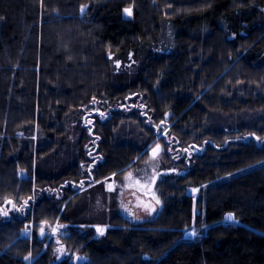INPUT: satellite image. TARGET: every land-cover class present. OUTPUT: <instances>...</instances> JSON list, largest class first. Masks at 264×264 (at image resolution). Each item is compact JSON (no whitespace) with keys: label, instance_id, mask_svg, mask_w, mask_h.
Returning <instances> with one entry per match:
<instances>
[{"label":"trees","instance_id":"obj_1","mask_svg":"<svg viewBox=\"0 0 264 264\" xmlns=\"http://www.w3.org/2000/svg\"><path fill=\"white\" fill-rule=\"evenodd\" d=\"M168 28L171 48L153 52ZM131 59L134 79L117 84L115 61ZM98 104L110 117L87 125ZM233 116L251 124L212 126ZM127 124L140 137L121 134ZM157 139L154 218L134 225L113 210L102 236L66 228L72 255L61 261L56 239L22 236L29 223L97 225L72 219L74 203L145 161ZM70 146L71 164L50 174ZM30 254L34 264H76L75 254L80 264H264V0H0V264Z\"/></svg>","mask_w":264,"mask_h":264},{"label":"rangeland","instance_id":"obj_2","mask_svg":"<svg viewBox=\"0 0 264 264\" xmlns=\"http://www.w3.org/2000/svg\"><path fill=\"white\" fill-rule=\"evenodd\" d=\"M129 10L131 14L125 11L126 18H130L132 16V11L131 9ZM167 27H169V24L167 25ZM171 34V30L168 28L167 34L165 36L166 38L163 36V39H161L160 43L157 46H153V52L164 53L165 51L169 50L171 48ZM114 65V75L116 80L115 82L117 84H127L134 79L135 74L139 70L140 62H137L133 59L128 62L116 60ZM105 111L106 110L99 106V104L95 105L91 111L87 112L89 119H86V124L91 125L92 123H94L96 117H98L99 121L108 119L110 117V113L108 111ZM95 115L98 116L95 117ZM214 119L215 123L212 120L210 121L212 124L214 123L212 126L220 124L221 127L223 125L222 128L224 129L234 128L235 130H237L241 125L251 124L252 121L250 120V118H247L245 120L244 117L238 116L222 118L224 121H222L221 123L219 119ZM170 126L163 128V130H161L157 134V138L160 139V137L163 136L168 137ZM139 133L140 132L137 127L132 124L124 125L121 129V134L126 135L127 138H129L128 140H130L134 134H137V136L140 137ZM80 134L81 131L77 130L74 125L69 134L70 142H72V144L75 143L78 140ZM158 139L156 140V143H153L146 148V151H148V153L150 154H148L145 161L137 163L134 169H132L125 175H112L110 179L104 181V183H102L100 186H98V184L90 186L88 189H86L85 192H83L81 198L74 203L71 212H69V216L72 219V215H77L78 217H81V220L83 222L85 221L89 224L93 223L97 225L81 226L79 224H71V226H69L68 224L57 222L52 225L42 224L41 226L37 227L33 223H29L26 226V230L24 231L22 236L32 241L35 235L39 236L42 230H46V235L43 240H46L47 244L50 240L56 239L57 247L55 246V255L57 261H61L63 259L69 258L72 255V253L68 251L65 248V245L59 240V235H66V228L72 227L81 232L89 230V232H93L99 236H102L106 232V230L114 227L110 224L109 221V213L113 210V215H121L134 225L143 224L147 220L154 218L163 208V199L161 198L160 191L156 187L154 191H152L153 197L147 198L144 194L147 193L149 188L151 187L155 175L159 174V154L155 157L152 156L154 149H157L160 152V144L159 142H157ZM69 148L71 149L72 146H70ZM72 149L63 158L61 165L59 166L60 163L58 164L59 169L54 163V166L57 168L53 169L55 173L50 174L58 175L60 173V170L71 164L72 158L70 157H72L73 154ZM50 169L47 174L50 172ZM22 176L27 177V172L23 171ZM199 191L200 190L198 188L194 189L191 191V194L198 195ZM75 194L76 193H74L73 195ZM73 195L69 197L68 200H70ZM157 201H159V203H157ZM66 205L67 202L60 206L62 212H64V208ZM199 213L200 211H198V214ZM229 221H234V219ZM98 228L103 230L102 234L101 232L97 231ZM192 232H195L196 235L195 229L189 230L186 233L187 239H192L195 237V235H191ZM36 259L37 258L30 254L25 258L24 263L34 264L36 263ZM84 260V256L77 254L74 255V261L76 264L83 263Z\"/></svg>","mask_w":264,"mask_h":264},{"label":"water","instance_id":"obj_3","mask_svg":"<svg viewBox=\"0 0 264 264\" xmlns=\"http://www.w3.org/2000/svg\"><path fill=\"white\" fill-rule=\"evenodd\" d=\"M158 154H159V150L156 151L155 155H154V153H152V156L155 157V156H157ZM159 178H160V174L155 175V177L153 178V181H152V185H151V187L149 188L148 192L144 194L147 198H148V197H153V195H152V191H154L155 186H156L157 181L159 180ZM45 235H46V230H43V231L40 233V235H39L40 240H43L44 237H45Z\"/></svg>","mask_w":264,"mask_h":264},{"label":"snow or ice","instance_id":"obj_4","mask_svg":"<svg viewBox=\"0 0 264 264\" xmlns=\"http://www.w3.org/2000/svg\"><path fill=\"white\" fill-rule=\"evenodd\" d=\"M81 11H84V9L82 8ZM125 11L128 12L129 14H131V12H130L129 9H126ZM157 147H158V146H157ZM156 151H157V149H154V150H153L154 155H155ZM157 203H159V201H157ZM226 219H227V220H233L234 218H233V216L229 215ZM42 231H43V230H42ZM97 231L101 232V234L103 233V230H102V229H99V228H98ZM191 235H195V232H192Z\"/></svg>","mask_w":264,"mask_h":264},{"label":"bare ground","instance_id":"obj_5","mask_svg":"<svg viewBox=\"0 0 264 264\" xmlns=\"http://www.w3.org/2000/svg\"><path fill=\"white\" fill-rule=\"evenodd\" d=\"M31 232H32V230H31Z\"/></svg>","mask_w":264,"mask_h":264}]
</instances>
